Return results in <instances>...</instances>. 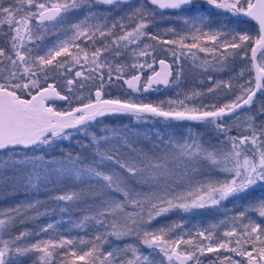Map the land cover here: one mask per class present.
Wrapping results in <instances>:
<instances>
[{
	"label": "snow or ice",
	"instance_id": "obj_1",
	"mask_svg": "<svg viewBox=\"0 0 264 264\" xmlns=\"http://www.w3.org/2000/svg\"><path fill=\"white\" fill-rule=\"evenodd\" d=\"M0 36V264H264V0H0Z\"/></svg>",
	"mask_w": 264,
	"mask_h": 264
},
{
	"label": "trees",
	"instance_id": "obj_2",
	"mask_svg": "<svg viewBox=\"0 0 264 264\" xmlns=\"http://www.w3.org/2000/svg\"><path fill=\"white\" fill-rule=\"evenodd\" d=\"M248 30L251 31L253 34H255L256 32V27L252 22H249V26H248ZM200 56H204V53H200ZM237 63H239V61H237ZM212 75H217V76H223L225 79L227 78L226 74H221V73H213ZM185 80L188 81V85L186 86H191L192 84H196L197 86H203L199 84L198 78L195 76V70L190 69L187 65L185 67ZM207 83V80H205V84ZM116 91V90H114ZM54 104L58 107L59 110H65L68 106L65 102L61 103V102H55V103H51ZM258 106V105H257ZM109 120V122H115L114 118H107ZM185 124L189 123V122H184ZM138 127L143 128V129H148L150 127H152L151 125H139ZM156 127H160V125H157ZM196 128L199 130V132L203 135H205V138L207 139V134H206V130L203 128V126H196ZM178 132H185L186 129L184 128H179L177 129ZM62 147L68 148L69 144L67 141L63 142ZM58 151V150H57ZM22 197L19 196H14V197H9V198H2L0 197V207H7L11 204H14L16 201L20 200ZM229 207H232L231 205H229ZM178 218V217H177ZM50 219H55V217H43L35 222H29V223H25L23 225H20L19 228L17 229L18 231L21 229H27L29 231H31L32 229L36 228L39 225H43L46 222H48ZM214 221L213 217L207 216V215H198V216H194L191 219L186 221V226L188 228L193 227V225H197V226H207L208 224L212 223ZM83 235V233H78L77 230H73L72 232H64V235L66 236H76V235Z\"/></svg>",
	"mask_w": 264,
	"mask_h": 264
},
{
	"label": "rangeland",
	"instance_id": "obj_3",
	"mask_svg": "<svg viewBox=\"0 0 264 264\" xmlns=\"http://www.w3.org/2000/svg\"><path fill=\"white\" fill-rule=\"evenodd\" d=\"M150 31H156V29H150ZM53 39H54V37H53ZM3 43H4L3 37L0 36V44H3ZM156 67L158 68L159 65L157 64ZM144 95H147V96L152 97V98H156V94L155 93H146ZM161 98H164V97H161ZM55 102H61V103L65 102L67 104L66 101H58V100L57 101H49V103H55ZM74 103H76V102L74 101ZM145 251H147V250H145ZM236 259H239V257H236Z\"/></svg>",
	"mask_w": 264,
	"mask_h": 264
},
{
	"label": "water",
	"instance_id": "obj_4",
	"mask_svg": "<svg viewBox=\"0 0 264 264\" xmlns=\"http://www.w3.org/2000/svg\"><path fill=\"white\" fill-rule=\"evenodd\" d=\"M250 22H252L255 25L256 30H257L258 26L255 24V22L254 21H250Z\"/></svg>",
	"mask_w": 264,
	"mask_h": 264
}]
</instances>
